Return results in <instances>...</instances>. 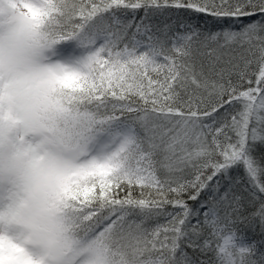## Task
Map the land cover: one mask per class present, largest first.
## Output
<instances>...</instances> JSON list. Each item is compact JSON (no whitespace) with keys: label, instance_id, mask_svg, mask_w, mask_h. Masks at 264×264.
<instances>
[{"label":"snow or ice","instance_id":"1","mask_svg":"<svg viewBox=\"0 0 264 264\" xmlns=\"http://www.w3.org/2000/svg\"><path fill=\"white\" fill-rule=\"evenodd\" d=\"M5 22L54 37L11 102L64 156L58 264H264V0H0ZM0 264L31 261L0 236Z\"/></svg>","mask_w":264,"mask_h":264},{"label":"clouds","instance_id":"2","mask_svg":"<svg viewBox=\"0 0 264 264\" xmlns=\"http://www.w3.org/2000/svg\"><path fill=\"white\" fill-rule=\"evenodd\" d=\"M39 32L0 26V236L16 243L31 264H58L57 254L67 255L75 239L66 208L55 196L53 170L64 156L45 147L38 135L49 113L11 102L27 96L51 62L44 57L53 49L42 54L39 49L54 37L47 25Z\"/></svg>","mask_w":264,"mask_h":264},{"label":"trees","instance_id":"3","mask_svg":"<svg viewBox=\"0 0 264 264\" xmlns=\"http://www.w3.org/2000/svg\"><path fill=\"white\" fill-rule=\"evenodd\" d=\"M143 13H138V15H142ZM177 16L184 20L187 23H191L194 25H200L201 27H208V28H212L215 29L217 27V24L215 21L212 20V18L210 17H203V16H197L191 13H174L172 14L170 17L169 16H165L162 17V20H167L170 19L173 23H175V20L177 18ZM259 152H264V147H261V149H259ZM241 175H243V173L241 172ZM189 203H192L191 201ZM196 205L193 204V207H195ZM249 235H251V233H249ZM257 239H259V236H256Z\"/></svg>","mask_w":264,"mask_h":264},{"label":"rangeland","instance_id":"4","mask_svg":"<svg viewBox=\"0 0 264 264\" xmlns=\"http://www.w3.org/2000/svg\"><path fill=\"white\" fill-rule=\"evenodd\" d=\"M66 43H72L73 45H75L74 41H69V42H66ZM59 47H60V45L57 46V52H58Z\"/></svg>","mask_w":264,"mask_h":264}]
</instances>
